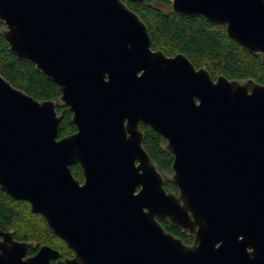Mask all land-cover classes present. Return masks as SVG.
I'll return each mask as SVG.
<instances>
[{
    "label": "water",
    "instance_id": "1",
    "mask_svg": "<svg viewBox=\"0 0 264 264\" xmlns=\"http://www.w3.org/2000/svg\"><path fill=\"white\" fill-rule=\"evenodd\" d=\"M170 1L179 15L224 25L264 66V0ZM126 2L0 0L11 53L59 87L77 128L59 138L57 103L0 75L1 190L74 252L58 264H264V84L215 80L183 54L153 50ZM141 124L166 141L178 194L145 151ZM0 234V264L60 258L49 246L28 258L26 243Z\"/></svg>",
    "mask_w": 264,
    "mask_h": 264
},
{
    "label": "trees",
    "instance_id": "2",
    "mask_svg": "<svg viewBox=\"0 0 264 264\" xmlns=\"http://www.w3.org/2000/svg\"><path fill=\"white\" fill-rule=\"evenodd\" d=\"M145 23L152 41V49L173 57L185 55L197 68L206 69L213 79L225 76L229 80H254L264 84V66L260 55H253L230 39L226 27L214 24L201 17H185L172 10L164 11L156 3L170 5V0H148L145 4L126 2ZM170 8V6H169ZM4 24L0 22V75L13 87L38 101H55L62 116L59 137L76 133L70 109L60 103L61 91L51 80L39 72L35 65L21 61L11 53L10 46L2 34ZM144 148L159 171L172 174L174 159L165 149L163 138L151 128H144ZM167 190L178 192L175 184L166 180ZM24 203L16 201L0 188V226L11 229L21 222ZM164 228L178 238L186 235L168 221ZM46 229V228H45ZM47 230V229H46ZM23 239H27L24 235ZM188 242V241H186Z\"/></svg>",
    "mask_w": 264,
    "mask_h": 264
},
{
    "label": "flooded vegetation",
    "instance_id": "3",
    "mask_svg": "<svg viewBox=\"0 0 264 264\" xmlns=\"http://www.w3.org/2000/svg\"><path fill=\"white\" fill-rule=\"evenodd\" d=\"M140 127H141V131L143 132V136H144V128H146V127H149V126H145V125H143V124H141L140 125ZM150 128V127H149ZM77 129V128H76ZM60 138V137H59ZM164 140V139H163ZM165 141V140H164ZM143 144H144V139H143ZM166 141H165V149H166ZM143 147H144V145H143ZM145 149V148H144ZM146 151V150H145ZM148 154V153H147ZM138 164V163H137ZM70 169H71V172H72V174H73V176H74V178L76 179V180H78L79 182H80V184L81 185H84L85 184V181H86V179H85V174H84V171H83V169H82V167H81V165L80 164H73V165H71L70 166ZM159 170V169H158ZM162 175H163V177H164V179H165V181L167 180V179H170L171 180V178L170 177H166V174L165 173H163V172H161V171H159ZM171 175H173V172H172V174ZM178 189V188H177ZM139 190H140V187H138L137 188V191H136V193L137 192H139ZM168 191V190H167ZM4 192V191H3ZM168 192H170V191H168ZM5 193V192H4ZM172 193H175V194H178L179 193V191L178 192H172ZM8 195V194H7ZM9 196V195H8ZM9 197H11V196H9ZM12 198V197H11ZM13 199V198H12ZM15 200V199H14ZM16 201H19V202H22V203H24V204H26V205H29L30 206V204L28 203V202H26V201H20V200H16ZM30 211H31V213L34 215V216H36V217H40L43 221H44V223H43V233H44V239L43 240H39V239H37V238H35V237H32L31 235H28V234H26V233H21V232H17V231H15L13 228H11V229H9V228H7V229H4V228H2L1 226H0V230L2 231V232H4V233H11L12 234V236H13V239L15 240V241H17V242H23V243H26L27 244V257L29 258V257H33V256H35L36 254H37V252L40 250V248L42 247V246H49V247H51V248H53L54 250H57L59 253H60V258H59V260H57V259H52V261H51V263L52 264H58V262L59 261H63V260H65V259H72L73 257H74V252L69 248V246L66 244V242L63 240V239H61L60 237H58L57 235H55L53 232H52V230H50L49 229V227H48V225H47V223H46V221H45V219H44V217L42 216V215H40V214H38V213H34V212H32V210H31V207H30ZM161 222V224H162V226L164 225L163 223L165 222V221H160ZM164 227V226H163ZM47 230H46V229ZM13 229V230H12ZM176 229H178V228H176ZM178 230H180L184 235H186V241H188V242H186L185 240H184V238H181L182 240H183V242L186 244V245H188V246H191V245H193V243H194V235H192V234H190L188 231H185V230H182V229H178ZM24 235H26L27 236V239H23V236ZM3 240H4V237H3V235H1L0 234V243L1 242H3ZM57 242L59 243V244H57Z\"/></svg>",
    "mask_w": 264,
    "mask_h": 264
},
{
    "label": "rangeland",
    "instance_id": "4",
    "mask_svg": "<svg viewBox=\"0 0 264 264\" xmlns=\"http://www.w3.org/2000/svg\"><path fill=\"white\" fill-rule=\"evenodd\" d=\"M124 1L126 2L127 0H124ZM156 5L162 8L164 11L172 10L171 1L169 5L170 8L166 4L163 5L160 3H156ZM166 177L172 178V175L166 174ZM21 211L23 212L22 220L13 229L17 232L26 233L39 240H43L44 239V233H43L44 221L40 217H36L31 213L29 205H26V204L22 205ZM57 244L59 243L57 242Z\"/></svg>",
    "mask_w": 264,
    "mask_h": 264
}]
</instances>
